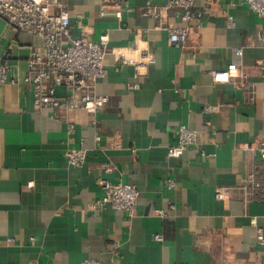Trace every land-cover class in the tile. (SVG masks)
Masks as SVG:
<instances>
[{"label": "crops", "instance_id": "1", "mask_svg": "<svg viewBox=\"0 0 264 264\" xmlns=\"http://www.w3.org/2000/svg\"><path fill=\"white\" fill-rule=\"evenodd\" d=\"M62 1L70 15L66 42L80 35L78 20L92 39L108 33L107 72L95 91L109 99L94 114L37 106L23 77L42 39L0 16V55L15 79L0 82V264H81L88 257L110 264H264L257 241L258 228L264 235V193L251 200L234 187L254 166L264 171L257 149L245 147L264 139V80L254 67L264 57L257 37L264 15L218 0L213 14L192 20L187 40L175 44L166 27L185 24L167 0H150L158 17L144 13L146 0H129L120 16L112 4L101 14V0ZM143 52L151 60L135 77L121 60ZM237 59L248 77L213 81V70ZM132 82L140 87L130 88ZM206 104L217 110L204 112ZM181 123L197 130V143L170 157ZM67 148H84L85 162L69 164ZM166 176L174 187L164 185ZM102 178L137 186L132 215L94 204Z\"/></svg>", "mask_w": 264, "mask_h": 264}, {"label": "built area", "instance_id": "2", "mask_svg": "<svg viewBox=\"0 0 264 264\" xmlns=\"http://www.w3.org/2000/svg\"><path fill=\"white\" fill-rule=\"evenodd\" d=\"M197 0H167V7L174 8L177 16L185 25H168L166 30L168 38L172 43L182 44L188 38L189 23L192 20H200L204 15L213 14L212 6L218 0H204V5L196 6ZM101 14L108 12L107 7L112 4L115 15H121V7L128 6L129 0H101ZM245 3L248 8L264 15V0H230L235 4ZM147 15L159 16L157 7L146 0L143 9ZM0 16L4 17L15 29L25 31L39 36L42 39V47L32 52L27 59V71L23 77L33 92L34 102L37 106L48 107L57 110H70L76 107L84 109L89 114H94L108 101V95L95 91L96 82L106 75V54L109 48L108 33H102L95 40L88 36L81 21L78 20L80 35L71 38L69 31L70 15L62 0H0ZM229 24H232L229 17ZM158 27V26H157ZM257 37L264 46V26L258 31ZM235 55H242V48L235 49ZM151 60L147 52H143L133 59L122 57V63L131 64L134 68V76H140V68ZM254 67L260 77L264 80V57L256 60ZM248 73L240 67V60L230 62L224 69L213 70V81H229L232 77H248ZM15 81L9 76V64L0 55V82ZM65 88L67 93L61 94L59 88ZM130 88L138 89L139 83L132 82ZM217 106L206 104L203 111L212 113ZM71 130V127L69 128ZM198 132L195 128L186 124H179L176 129V141L167 147V154L170 157L179 158L184 151L197 143ZM247 149L255 148L258 151L259 159L264 162V139H259L252 144H246ZM67 161L71 165H82L86 159L84 148H67L64 152ZM109 170V166L105 165ZM263 170V169H262ZM167 188L175 186L171 176L163 180ZM98 183L102 188L101 195L95 199V205L110 204L116 209L125 210L133 214L138 198L139 189L136 185L123 182H111L108 179H99ZM244 198L259 200L264 193V171L258 166L245 177L241 178L236 186ZM225 187L215 192L217 198H223ZM157 214H164L161 208H156ZM256 225V219L253 218ZM157 239H161L156 235ZM258 244L264 247V235L260 228L257 232ZM81 264H110L85 258Z\"/></svg>", "mask_w": 264, "mask_h": 264}]
</instances>
